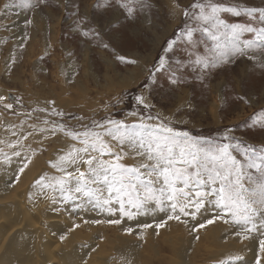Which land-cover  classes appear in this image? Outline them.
<instances>
[{
  "label": "rangeland",
  "instance_id": "374dc122",
  "mask_svg": "<svg viewBox=\"0 0 264 264\" xmlns=\"http://www.w3.org/2000/svg\"><path fill=\"white\" fill-rule=\"evenodd\" d=\"M194 2L144 0V6H138L129 16L119 0H46L31 10L18 7L20 0H0V95L6 97L3 103H13L11 110L0 104V149L11 160H19L14 172H8L9 175L4 172L7 168H1L0 162V220H8L4 223L6 225L10 221L22 223L20 227L15 225L16 231L11 233L9 244L16 242L11 250L7 249L8 245L5 247L0 264L14 254L25 255L22 258L24 264H34L37 258L46 257L50 245L48 241L42 245L34 229L36 220H44V217L40 219L34 214L33 209L37 204L29 198L35 188L33 182L42 175L47 174L44 183L60 175L50 162H55L69 145L80 146L78 141H73L67 135L69 129L83 131V127L90 126L92 121L103 123L105 118L136 123L140 117L152 115L157 119L148 123H163L178 132L187 133L202 148L223 142L225 134L245 144L264 147V128L253 126L250 119L264 110V51L249 50L246 55L229 53L214 67L201 72L193 66V61L197 56L208 54L212 41L205 34L197 32V44L178 41L167 52L165 67L158 69L168 43L176 39L186 24L195 26L184 16L185 10L191 12L190 6ZM213 2L227 6L239 4L241 8H264V0ZM8 4L11 7L5 9ZM220 15L228 24L243 25L250 21L244 13L239 16L232 13ZM85 32L89 35H84ZM253 35L246 33L245 38H252ZM177 61L185 66L178 67ZM137 96L145 98L149 104L147 109L137 104ZM17 100L19 103L15 102ZM53 109L65 115L52 116ZM133 112L137 115H132ZM46 119L50 126L55 121L65 124L67 128L65 131L56 128L53 134V128L45 126ZM111 143L115 150L119 149L116 151H120L115 141ZM10 144H15V147H10ZM124 148V151H129L127 147ZM13 151H19L21 155L13 156ZM233 154L242 159L238 153ZM127 159L136 161L130 152L121 162ZM128 160L123 163L128 165ZM25 163L27 167L20 172ZM29 179L32 181H29L26 189L18 190L17 187H22ZM26 200L31 204L24 208L22 202ZM50 203V208L45 210L66 219L64 223H48L52 233L69 241L67 251L58 255L59 258L64 257V264H126L121 259L120 251L113 252L112 245L116 244L118 238L113 231H106L102 226L121 228L125 222L127 229L135 228L132 232H124L128 237L123 243L136 249L139 247L142 264L146 256L141 251L153 249L156 243L159 246L166 238L174 239L177 235L183 238L203 236L217 229L221 233L227 227V223L222 220L223 225L221 219H216L215 224L207 223L215 216L213 211H207L208 217L195 221L193 225L191 223L198 214L195 218L181 215L179 220H169L168 214L159 212L137 215L129 224V219L119 213L107 214L88 204L75 211L71 208L68 210L67 201L62 200L58 191L53 193ZM11 210H15L14 219L3 217ZM25 211L30 215L23 219ZM113 220H120V223H111ZM201 224H205V228L199 227ZM174 226L175 229L178 227L177 231ZM227 233L230 234L229 228ZM254 235H249L246 240L259 243L257 234ZM221 237L217 238L218 246ZM238 238L224 236L222 239L231 241L233 247L222 251L232 252L236 244L243 246L248 243ZM108 242L113 244L110 246ZM186 242L185 246L191 248L192 240ZM252 247L258 249L257 244L252 243ZM163 250L164 254L169 253L165 251V246ZM147 254L151 256V251L148 250ZM82 259L85 262L82 263ZM221 260L224 259L220 256L214 259L216 264Z\"/></svg>",
  "mask_w": 264,
  "mask_h": 264
},
{
  "label": "snow or ice",
  "instance_id": "6c2138e0",
  "mask_svg": "<svg viewBox=\"0 0 264 264\" xmlns=\"http://www.w3.org/2000/svg\"><path fill=\"white\" fill-rule=\"evenodd\" d=\"M44 2L46 0H20L18 7L31 10ZM119 2L129 16L138 6H144V0ZM9 7L11 4L5 5V9ZM190 8L191 12L185 10L184 16L195 26L186 24L176 39L168 43L158 69L165 67L167 52L178 41L197 44V32L205 34L212 41L208 54L197 56L193 61V66L201 72L214 67L229 53L246 55L249 50L264 51V8H241L239 4L227 6L213 0H195ZM221 13L237 16L244 13L250 21L243 25L228 24L221 18ZM246 33L254 35L245 38ZM84 35L89 33L85 32ZM177 66L185 65L177 61ZM172 82L175 83V79ZM5 100L6 97L0 96V103ZM15 102L19 103V100ZM136 102L146 109L149 107L143 96H137ZM3 106L7 110L13 109V103H3ZM39 111L47 112L48 109ZM131 114L137 115L136 112ZM51 115L63 117L65 114L53 109ZM155 119L148 115L140 117L137 123H125L105 118L103 123L92 121L90 126L83 127V131L67 130V135L73 141H78L80 146L69 145L55 162H50L61 175L51 177L48 183H44L47 174L42 175L35 185L58 191L63 201H80L77 208L90 204L101 211L119 213L128 219L159 212L168 214V219L179 220L181 215L195 218L202 211H213L215 216L207 223H213L215 219L231 223L240 229L236 232L237 236L245 234L244 239L257 234L259 251L264 253V147L245 144L225 134L223 142L202 148L187 133L178 132L163 123L147 122ZM250 119L253 126L264 128V110ZM44 123L48 124L49 121L46 119ZM52 123L53 134L56 128L61 131L67 128L63 123ZM112 141L116 142L120 151L115 150ZM9 146L14 148L15 144ZM125 146L139 158L137 164L121 162L124 156L129 155L124 151ZM234 152L242 159H238ZM12 155L19 157L21 153L13 151ZM0 162H12L3 149H0ZM81 166L84 167L83 171ZM24 167H27L26 163L19 171L23 172ZM110 222L120 223V220ZM199 227H204V224ZM127 231L133 230L129 228ZM242 261L243 257L237 255L218 264ZM255 264H261L260 256L256 257Z\"/></svg>",
  "mask_w": 264,
  "mask_h": 264
},
{
  "label": "bare ground",
  "instance_id": "6f19581e",
  "mask_svg": "<svg viewBox=\"0 0 264 264\" xmlns=\"http://www.w3.org/2000/svg\"><path fill=\"white\" fill-rule=\"evenodd\" d=\"M0 96H3V95H0ZM135 122L137 123L138 121L136 120ZM45 126H49V127L53 128V126L52 125L50 126L49 124H45ZM116 150H119V149L117 148ZM131 154L134 155L133 153H131ZM127 160H125V161H127ZM135 160L139 161V158L136 157ZM11 161L12 162L10 164H4V163L1 164V168H3V169L7 168V170L11 169V171H7L6 169L4 170V172L6 171V173L8 175H9L8 172H11V173L14 172V168L19 164L18 163L19 160L17 158H14ZM125 161H123V162H125ZM128 161L130 162V163H128V165H134V164L138 163V162H136L134 160H128ZM81 168H83V170H84L83 166H81ZM60 175H61V173H60ZM29 181L31 182L32 179H29L22 187H17L18 190H25L27 185L29 184ZM33 183H34V187L35 188L32 190V193H31V196H30L29 199H34V202L37 204L36 208L33 209L34 214L37 217H39L40 219L42 217H44V220H40V221H39V219L36 220V222L34 223V229H36V236L39 239V241L42 243V245L46 241H48V244L50 245V247H48L47 250H46V257H43L44 259L43 258H37V260H36V262L34 264H43V263L44 264H64V261H63L64 257L63 258L62 257L59 258L58 255H59L60 252L63 253V252L67 251V246L69 245V241L66 240V239H61V238H59L57 236V234L52 233L51 232V228L48 227V223L50 221H55L57 223H64L66 221V219H64V217L62 215H57V214L56 215H51V214L48 213V211L45 210L47 208H50V204H51L50 200H51V197H52V195H53V193L55 191H53L51 188L42 189L40 186L35 185V182H33ZM79 202L80 201L74 202V203L78 204ZM74 203H73V201H72V203H70V201H67L66 206H67L68 210H70V208H71L72 211L77 210V207H76V205ZM30 204L31 203L29 201H27V200L23 201L22 202V207H24V208L28 207V206H30ZM88 206L95 208L94 206H92L90 204H88ZM210 212H212V211H210ZM106 213L108 214V212H106ZM208 214L209 213L203 212V211H202V214L198 213V217L195 220H193L191 225H193V223L195 221H197V220H202L203 217H206V216L208 217ZM23 215H24L23 219H26V218L29 217L30 213L28 211H25ZM48 215H51V216H48ZM3 217L9 218V219H14L15 218V210H11L7 214H3ZM211 217H213V216L211 215ZM114 219H116V218H114ZM225 219H228V217H226ZM218 220H220V219H218ZM6 221H8V220H6V219L4 221L0 220V257H2L4 252H6V248L5 247L7 245H8L7 249L11 250V247H13L15 242H16V241H13V242H11L9 244V240L12 239L11 233H14L16 231L15 225L18 226V227L22 226V223L18 224V223L14 222V221H10L6 225V224H4ZM132 221H133L132 219H129V221H127V222L129 224H131ZM184 221H185V218H184ZM220 221H222V220H220ZM223 221L221 223H223ZM188 222H190V221L188 220ZM122 224L124 226L125 222L122 223ZM126 224H125V227L122 226L121 228L120 227H116V226H110L108 224H105V225H108L109 227L108 226H102V227L106 228V231H113L114 234L116 235V237L118 238L115 241L116 244H113V243H111V244H113L112 245L113 252H119L120 251V256H121V259H122V261L124 263H126V264H142V258L140 256V253H139V250H138L139 247L136 249L135 247H130L129 244L123 243L128 237L127 234H126V233H128L127 232V228H126V226H127ZM136 224H133V225L135 226ZM167 224H169V222ZM214 224H215V222H214ZM223 225H224V223H223ZM206 226H207V224H206ZM175 227L176 226H174V230L177 231L178 227L176 229H175ZM221 227H225V226H221ZM221 227L218 226V228H221ZM119 228L123 232L120 231ZM168 228H170V227H168ZM168 228H167V230H168ZM190 228H192V227H190ZM228 228H229L230 234L227 233V229ZM134 229H132V230H134ZM179 229H180V227H179ZM190 230L192 231L194 229H190ZM202 230L203 229H201V231ZM211 230H213V229H211ZM168 231H171V229H169ZM205 231H208V230H205ZM238 231H240V229H238L236 226H234L231 223H227V227L224 228L223 231H221V233H220V229H217V230H215L213 232L210 231L209 234H206L208 232H203V233L206 234V235H203V236H200V235H198L197 237L196 236L195 237L194 236H192V237L185 236L183 238L180 235H177V236L175 235L176 238L174 237V239H168V238H166V240H162L161 239L163 245L161 243H159V246H158L157 243H156V244H154V248L153 249H151V248L148 249L147 248L146 252H142L141 251V254L146 256V259L144 260L143 264H181V263H183V264H216V261H214V259L216 260V258L219 257V256L222 259L226 260L229 257H233V256H237V255H240V256L243 257V261L242 262H237V264H255L257 256L261 257V264H264V253H261L259 251V243H257L256 240L253 241L252 243L253 244H257L258 249H256L255 247H252L251 241L250 240H246V239L243 238V236L245 235L243 233L241 234V236H239V238H241L243 240H246L248 242V243L246 242L247 243L246 245L243 244V246H241L240 245L241 243H240V244H236V246H235V244H234L235 248H234V250L232 252H230V251H222V250H224V248H227V247H230V246L233 247V244L231 243V241L227 242L226 239H222V238H224V236H230V237L237 236L236 232H238ZM124 232H126V233H124ZM193 232H195V231H193ZM172 233H173V230H172ZM200 233H202V232H200ZM231 233H232V235H231ZM160 234L162 236L163 233L161 232ZM169 236H170V234L168 235V237ZM156 237H157V235H156ZM219 237H221V240H220L221 244H219V246H218L219 242L217 243V238H219ZM85 238L88 239V237H85ZM190 239L192 240L193 245H191V248H188V246H185V242L190 240ZM183 241H185V242L183 243ZM62 242H63V244H62ZM105 242L107 243V241H105ZM215 243H217V244H215ZM108 244H110V243L108 242ZM111 244H110V246H111ZM104 245L108 246L107 244H104ZM164 246L166 248L165 251H168L169 253L164 254L162 252ZM104 248L107 250L106 247H103V249ZM104 250L101 249L100 251L104 252ZM148 250L151 251V256H149L147 254ZM87 254H86V256H87ZM24 256L25 255H23V254H14V256L12 258H10L9 260H6L4 262V264H18V262H20L19 264H24L25 261L22 259ZM103 257L105 258L106 255L103 256ZM181 257H183V260H182ZM94 259L101 260V258H94ZM81 262L82 263L85 262L84 259H82Z\"/></svg>",
  "mask_w": 264,
  "mask_h": 264
}]
</instances>
